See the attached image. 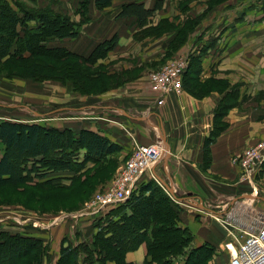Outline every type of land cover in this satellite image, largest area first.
Instances as JSON below:
<instances>
[{
	"label": "rangeland",
	"instance_id": "1",
	"mask_svg": "<svg viewBox=\"0 0 264 264\" xmlns=\"http://www.w3.org/2000/svg\"><path fill=\"white\" fill-rule=\"evenodd\" d=\"M31 1L0 0V4L7 2L19 13L21 7L32 11L44 8L41 10L69 20L77 31L75 37L46 39L41 44L47 47H62L87 58L101 41L112 43L116 38V42L104 57L92 63L65 58L73 66L68 71L55 70L61 77H28L20 74L22 68L5 62V57L0 59V120L39 123L50 128L58 139L53 137L48 152L37 155L25 152L16 163L22 169L35 164V172L44 177L30 172L28 181L0 186V232L39 238L43 242L41 264H126V253L146 244L145 239L138 244L132 241L130 245L135 247L125 249L116 263L108 258L105 248L109 241L104 238L109 239L112 230L115 233L112 240L123 247L131 230L128 226L120 228L119 220L127 212L132 214L131 209L137 214L135 198H147L149 194L141 187L148 181L156 191L155 198L169 197L180 219L190 203L175 200L149 174L133 185L123 201L111 203L94 214L88 211L97 194L112 186L118 168L130 154L120 160L117 155L107 153L93 155L86 148L91 141L88 131L109 140L115 126L116 134L124 140L122 136L134 125L127 114L137 119L157 104L158 96L149 88V74L169 60L183 57L190 64L183 81L190 80L192 94L204 97L217 93L213 110L215 127L226 124L223 117L231 109L242 115L248 112L247 108L251 109L252 116L240 121V135L247 136L250 132L251 141L235 153L242 163L240 168L237 162L238 182L230 188L214 186L220 194L223 190V195L236 193V198L224 196V202L219 204L205 202L210 212L196 215L194 232L186 227L192 237L190 246L196 245L201 237L208 239L201 243L202 249L191 256L190 262L202 259L201 264H228L229 260L230 264L227 246L230 237L217 217L225 216L238 201L242 204L239 209L243 210L244 221L249 217L264 218V0H138L157 7L142 24L130 16L114 17L126 0H114L110 7L97 10L92 8L94 0ZM29 24L33 26L35 21ZM247 33L251 35L245 36ZM77 67L88 69L92 75L89 80L91 77L93 80L83 83L84 78L74 71ZM76 76L81 78L77 80ZM62 107L72 109L59 110ZM80 107L86 108L73 109ZM249 152L253 158L247 160L251 169L248 177L244 161ZM61 153L67 154L66 158L73 163L81 162L82 168L52 167L50 158H58ZM139 219L140 216L138 222ZM13 250H5L2 256H12ZM189 251L174 253L171 261L185 264ZM75 252L78 257L73 260Z\"/></svg>",
	"mask_w": 264,
	"mask_h": 264
},
{
	"label": "trees",
	"instance_id": "2",
	"mask_svg": "<svg viewBox=\"0 0 264 264\" xmlns=\"http://www.w3.org/2000/svg\"><path fill=\"white\" fill-rule=\"evenodd\" d=\"M112 1L94 0V6L97 9H103L110 6ZM126 1L127 3H122L117 17L134 16L137 18L139 24L145 22L157 8L156 6L148 8L142 1L138 0ZM41 9L32 11L21 7V12L19 13L7 2L0 4V59L5 57V62L22 68L20 70V74L22 75L35 79L48 78L49 76L61 77L62 75L55 70L68 71L73 66V64L66 63L65 58L69 57L72 60L92 63L98 57H104L108 50L113 47L114 42H116V38L112 39V43H109L108 40L101 41L87 58L81 57L62 47H47L41 44L46 39L51 37H75L77 31L73 30L69 20L58 14H52L47 10ZM30 21H35V24L31 26L29 24ZM66 25L70 26L69 29H66ZM40 56L43 59H40ZM50 59L53 62L48 61ZM60 64L62 65L59 66ZM65 65L70 67L66 68ZM74 71L76 74H81V77L85 81H82L83 83H90L93 80L92 77V80H89V77L92 75L88 69L77 67ZM189 71L190 64L188 62L182 75V83L184 85L183 89L185 88L191 92L192 86L190 80L183 81ZM80 78L77 77L76 79ZM193 80L194 78H192ZM194 94L197 97H201L200 93ZM224 126L225 124L222 123L219 127H215L214 120L212 133L205 139L204 143L205 158L209 157V143L219 134ZM50 130V128H44L39 123L0 120V146L3 147V153L0 156V186L28 181L30 172L36 173L35 164L31 165L29 169H22L16 163L19 156L25 152L31 155L48 152L50 150L49 147L52 146L50 143L55 138L53 131ZM87 133H89L91 141L89 145L87 144L86 149L93 155L109 154L120 149L119 144L111 142L97 133L91 131ZM55 140L58 139L55 138ZM66 156L67 154L61 153L58 158L52 157L50 158V164L56 168L73 170L82 168L81 162L73 163ZM36 174L41 177L45 176L39 173ZM141 180L140 182H142ZM141 188L149 195L143 199L136 196L137 214H134L133 209H131L132 214L127 212L126 217L121 216L122 218L119 220L120 228L128 226L131 230L129 234L127 233L128 236H125L127 240L123 247H121L122 245L115 244V241L112 240L115 237V233L112 230H109V239L104 238L106 242L109 241V246L105 248L108 258L118 263L120 254H124L127 249L135 247L134 245H130L132 241H138V244L145 239L147 254L150 256L151 261L171 264L173 262V260L171 261V256L174 253H179L183 249H190L187 253L185 264H201L203 262L202 259H200L201 262L198 258V260L191 262L189 260L203 246L195 247L189 245L192 238L191 233L188 228L180 224L179 214L174 206L171 205L172 202H169V197L161 196L155 198L156 191L150 181ZM139 216L140 221L138 222L137 217ZM117 223L115 222L114 224ZM110 242L112 243L110 244ZM42 246L43 242L39 238L0 232V264H41L40 255H42ZM10 249H14L13 255H8L4 258L2 252ZM77 255V252L72 253L73 260L77 259Z\"/></svg>",
	"mask_w": 264,
	"mask_h": 264
},
{
	"label": "crops",
	"instance_id": "3",
	"mask_svg": "<svg viewBox=\"0 0 264 264\" xmlns=\"http://www.w3.org/2000/svg\"><path fill=\"white\" fill-rule=\"evenodd\" d=\"M142 2L145 4L144 1ZM39 7H44V4ZM92 8L97 10L94 1ZM119 11L120 9H117L114 17ZM130 17L136 20V17ZM250 35L247 33L245 36ZM216 104L217 93L197 97L184 88L181 93L167 94L163 105H153L154 108L151 112L142 117L134 119L131 114H127L134 125L127 129L128 134L122 136L124 140L119 138V134H116L115 126H112V132L109 133V140L120 146L118 151L109 153V156L117 155L120 160L132 152L134 144L137 142H140L139 144L162 143L166 155L153 167V171L155 173L159 171L178 196L185 195L183 200H187L190 205L187 206L186 213L180 217L179 222L183 227H188L193 232L197 227L196 215L199 213L204 215L202 213L209 211L200 205L199 199L203 204L205 202L219 204L224 202L222 200L224 196L227 199L232 198V200L236 198V193L227 192L223 195L224 191L222 190L220 194L219 191L216 192L214 186L221 185L222 188L236 186L238 182L236 179L239 178L240 171L234 161L235 153L240 152L242 146L251 141L249 140L250 132L247 136L240 135V121L252 116L251 109L247 108L248 112L242 115L233 108L227 113V116L223 117V121L226 122L224 128L209 143V159L207 158L205 161L204 143L214 127L215 114L213 110ZM80 127L83 128L82 125ZM121 127L126 130L123 125ZM135 127H137V132H135ZM2 153L3 149L0 150V156ZM146 174L152 176L150 171ZM231 194L234 196L231 197ZM204 241H208V239L201 237L196 245L200 246ZM196 245L194 246L198 247ZM125 260L126 264H161L149 259L144 243L135 250L128 251ZM227 263L229 264V260ZM171 264L183 263L182 261H173Z\"/></svg>",
	"mask_w": 264,
	"mask_h": 264
},
{
	"label": "built area",
	"instance_id": "4",
	"mask_svg": "<svg viewBox=\"0 0 264 264\" xmlns=\"http://www.w3.org/2000/svg\"><path fill=\"white\" fill-rule=\"evenodd\" d=\"M187 65L186 58L171 59L149 74V88L157 94L158 105L164 103L167 94L181 93L182 75ZM165 155L166 151L162 143L136 144L125 164L119 168L112 186L102 194H97L93 204L89 205L88 211L94 214L111 203L126 199L133 190V185L137 184L147 172L151 173L153 167ZM252 158L253 155L249 152L244 161L248 177L251 169L248 168L250 163L247 160ZM234 161L237 164L236 158ZM238 164L241 168V159ZM241 206L242 204L237 201L233 203L225 216L217 217L230 237L229 245H227L230 252V264H264V218L249 217L248 221H244L243 210L239 209Z\"/></svg>",
	"mask_w": 264,
	"mask_h": 264
},
{
	"label": "water",
	"instance_id": "5",
	"mask_svg": "<svg viewBox=\"0 0 264 264\" xmlns=\"http://www.w3.org/2000/svg\"><path fill=\"white\" fill-rule=\"evenodd\" d=\"M93 107V106H92ZM86 107H80V108H73V109H77V110H81L84 109ZM65 109H72V108H67V107H62L59 110H65ZM38 114V113H37ZM40 115V114H39ZM156 179L164 186V188L171 194V196L175 199V200H181L185 197V195L182 196H178L175 191L172 189L171 185L168 184L163 176L160 174L159 171H157V173L155 174ZM252 197V196H249ZM200 205H202V207H204V209H207L210 211V208H207L206 206H204V204L202 203V201L199 199Z\"/></svg>",
	"mask_w": 264,
	"mask_h": 264
}]
</instances>
